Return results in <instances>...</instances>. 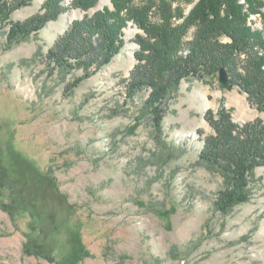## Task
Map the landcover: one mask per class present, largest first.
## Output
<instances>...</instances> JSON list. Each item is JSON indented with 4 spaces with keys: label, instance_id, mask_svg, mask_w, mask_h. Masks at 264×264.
I'll use <instances>...</instances> for the list:
<instances>
[{
    "label": "rangeland",
    "instance_id": "obj_1",
    "mask_svg": "<svg viewBox=\"0 0 264 264\" xmlns=\"http://www.w3.org/2000/svg\"><path fill=\"white\" fill-rule=\"evenodd\" d=\"M43 1L31 0L11 18L27 19ZM196 1L175 0L173 7L179 3L187 14ZM104 6L110 0L87 11L70 8L12 45L8 26L0 32V156L16 176L45 172L58 188L25 187L38 193L36 210L15 222L0 208V264H63L75 238L83 253L74 264H264V165L254 168L248 200L224 212L215 202L226 180L199 158L214 134L207 110L224 107L238 123H264V111L238 88L222 87L217 75L189 76L157 128L143 106L150 88L127 94L133 37L143 32L130 23L119 53L66 90L81 70L51 73L45 54L74 19ZM248 24L262 28L260 14L249 15ZM27 234L53 240V261L23 253Z\"/></svg>",
    "mask_w": 264,
    "mask_h": 264
},
{
    "label": "trees",
    "instance_id": "obj_2",
    "mask_svg": "<svg viewBox=\"0 0 264 264\" xmlns=\"http://www.w3.org/2000/svg\"><path fill=\"white\" fill-rule=\"evenodd\" d=\"M30 1L0 0V32L8 26V45L25 40L70 8L87 11L98 2L68 0L66 4L65 0H44L40 10L27 19L11 18L16 9L29 5ZM173 1L110 0L111 6L74 19L48 48L45 63L51 73L58 71L66 75L81 70V75L66 86L69 90L119 53L130 23L143 32H137L133 37L137 45L133 50L136 62L129 73L127 94L132 97L133 92L150 88L143 106L157 128L168 100L182 78L215 76L221 68L226 70L232 86L246 95L248 104L263 112V0H244L243 3L240 0H197L187 14L183 13L179 3L173 7ZM252 14H260L262 28L254 29L248 24ZM191 27H195V31L191 39L186 40L187 30ZM206 116L214 134L205 137L199 158L226 180L215 202V206L225 212L235 203L248 200L255 180L254 168L264 165V123L259 118L244 123L232 121L229 110L224 107L216 113L207 110ZM14 171L6 167L0 156V208L12 222L16 215L30 211L32 216L36 210L38 193L26 194L25 187L36 188L42 183L54 187L57 182L45 172L19 177ZM4 198L11 200L8 203ZM30 227L32 232L36 228ZM73 242L63 264H74L79 253H83L82 244L76 238ZM52 243L53 240L44 242V239L39 242L27 234L23 253L53 261Z\"/></svg>",
    "mask_w": 264,
    "mask_h": 264
},
{
    "label": "water",
    "instance_id": "obj_3",
    "mask_svg": "<svg viewBox=\"0 0 264 264\" xmlns=\"http://www.w3.org/2000/svg\"><path fill=\"white\" fill-rule=\"evenodd\" d=\"M217 79L219 81V83L221 84L222 87L230 90L232 89V84L229 82V78L227 75V72L224 68L219 69V71L217 72ZM240 91V90H239Z\"/></svg>",
    "mask_w": 264,
    "mask_h": 264
}]
</instances>
